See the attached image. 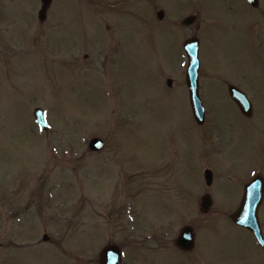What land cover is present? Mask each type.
I'll return each mask as SVG.
<instances>
[{
  "label": "rangeland",
  "instance_id": "rangeland-1",
  "mask_svg": "<svg viewBox=\"0 0 264 264\" xmlns=\"http://www.w3.org/2000/svg\"><path fill=\"white\" fill-rule=\"evenodd\" d=\"M8 1L0 18V264H99L109 244L121 248L122 264H264V249L229 220L243 185L264 180V0L257 10L244 0H168L162 24L149 0L123 12L115 7L123 0H53L43 26L39 0ZM188 15L205 29L181 27ZM191 35L202 38L200 128L183 77L181 46ZM228 84L251 102L250 119ZM37 107L48 133L33 121ZM92 137L105 149L87 160ZM205 169L214 173L210 189ZM205 193L213 204L201 214ZM259 220L264 236V201ZM185 225L196 236L189 254L174 245Z\"/></svg>",
  "mask_w": 264,
  "mask_h": 264
},
{
  "label": "water",
  "instance_id": "water-1",
  "mask_svg": "<svg viewBox=\"0 0 264 264\" xmlns=\"http://www.w3.org/2000/svg\"><path fill=\"white\" fill-rule=\"evenodd\" d=\"M252 7L258 6V0H246ZM42 10L39 18L43 19L45 11L49 7L51 0H41ZM194 17L185 18L182 25L188 26L192 23ZM183 49L187 55L188 64L186 68V85L189 93V102L192 110L194 120L197 124H202L204 121V109L198 96V51L199 44L196 38L187 40ZM166 84L171 87L172 81L167 80ZM230 98L238 106L240 112L245 117L251 116V106L246 97L234 86L228 87ZM35 122L43 130H47L44 113L40 109H36L33 113ZM90 150L97 151L102 148L103 142L99 139H92L88 143ZM206 185L211 184V173L206 171L204 174ZM263 199V180L260 176L253 178L244 187L243 196L238 209L231 215V220L238 226L248 229L255 238L262 243L261 231L259 228L257 212ZM211 205V198L206 195L201 199L200 212L206 213ZM175 245L183 251H189L194 246L193 230L186 226L183 227L175 241ZM100 264H120V252L115 246L104 248L100 253Z\"/></svg>",
  "mask_w": 264,
  "mask_h": 264
},
{
  "label": "flooded vegetation",
  "instance_id": "flooded-vegetation-1",
  "mask_svg": "<svg viewBox=\"0 0 264 264\" xmlns=\"http://www.w3.org/2000/svg\"><path fill=\"white\" fill-rule=\"evenodd\" d=\"M142 1H144V0H130V1L129 0H123V2L118 3V5L116 4L115 7H121L120 9H122V8H125L127 5H129L130 2L140 3ZM166 1H168V0H149V3L152 5V9H153V12L155 15L156 23H158V24H162L163 21H165L167 16H168L169 7H168V4L166 3ZM9 3H10V1L7 0L3 4H0V18L1 19L4 18L5 16H7L6 15V8H7V6H9ZM156 5H158L159 7L156 8ZM115 7L113 8V10L115 9ZM49 11H50V9L48 10V13H49ZM121 12H123V9ZM132 14L133 15L135 14L136 16H138L139 9L137 10V8L134 7ZM191 27L194 29L195 33H199L200 31L205 29V25H203V23L201 21L199 23L198 16L196 18V21H194V23L192 24V26H190L188 28H191ZM103 152H104V150H102L101 152H97V153H91L90 152L88 155L91 157L93 155H101Z\"/></svg>",
  "mask_w": 264,
  "mask_h": 264
}]
</instances>
